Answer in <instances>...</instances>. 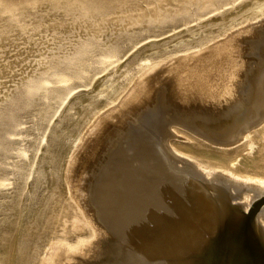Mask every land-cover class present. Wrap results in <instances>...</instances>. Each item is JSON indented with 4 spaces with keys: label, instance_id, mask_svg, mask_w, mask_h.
Listing matches in <instances>:
<instances>
[{
    "label": "bare ground",
    "instance_id": "6f19581e",
    "mask_svg": "<svg viewBox=\"0 0 264 264\" xmlns=\"http://www.w3.org/2000/svg\"><path fill=\"white\" fill-rule=\"evenodd\" d=\"M209 3L213 5L214 1ZM239 7L238 14L225 18L221 23L222 27L207 39H215L251 19L264 18V0H242ZM140 13L142 15L143 11ZM248 26L253 28V25ZM251 27L249 30L245 29V33L253 32ZM241 31L242 29H238L231 35L226 34V38L213 44L210 41L211 45L206 43L208 46L199 47L197 51L194 48L195 52L190 50V54L182 55L184 52L178 51L181 55L175 59L171 58L169 63L166 61L167 64L162 63L164 60L161 57L142 56L138 67L135 66L137 68L134 74H130L126 81L116 88L113 95L110 94L111 97L97 103L93 110L90 109L91 112L85 119L87 126L82 125L83 128H88L86 133L84 132L86 136H79V144L75 152L70 154L65 171L63 170L68 196H65L67 203L62 212L64 217L70 216L68 220L71 229L64 224V230L61 229L63 232L59 233L62 235L47 243L38 264H106L116 259L124 264L130 260L128 256L135 253V250L144 256L145 264H264V79L253 77L256 73L253 74V68L248 71L244 68L245 61L240 59V46L245 38ZM260 38L264 39V23L257 28V33L249 42ZM118 98L120 102L117 106L100 114L101 109L104 110L106 105ZM158 105L166 112L167 124L174 125L177 131H181L179 127H186L189 132L184 133L187 139L193 142H168V135L165 136L168 132H165V135L163 133L166 138L159 145L160 148L158 147V159L148 162V165L145 163L148 171L143 170V167V172L132 168L129 171L126 168L120 170L119 167L117 177L120 179L114 182L117 181L116 184L123 187L116 189L119 191H110V188V192L106 193L110 185L109 180V184L106 183L107 190L103 191L105 195L101 198H95L93 195L90 197L89 193L84 192L87 187L81 188L82 184H79L81 176L75 175L76 165L81 158L78 156L80 149L85 148L88 139L90 141L87 135L91 136L103 129L100 137L99 133L96 135L98 146L101 148L100 153L96 155L100 154L106 158L108 152L116 148L121 139L124 138V141L126 135L129 136V124L136 127L138 124L135 123H138L145 110ZM151 118L153 117L149 119ZM140 122L142 123V120ZM150 135L148 137H151ZM196 137L221 146L236 145L231 148H215L196 140ZM93 138L95 139V136ZM134 138L133 140H136ZM171 148L193 161L175 154ZM138 158L147 157L142 155ZM150 158L147 160L150 161ZM178 162H181V165H178ZM102 163L103 161L99 165ZM159 166H162L164 171L158 168ZM157 168L161 170L159 173L162 174L160 177L164 178L163 182H169L172 187L169 183L168 186H158V179H151L157 183L152 185L141 181L144 179L142 177H157L155 173H159H154ZM237 198L242 200L233 203L232 200ZM71 233L75 234L74 238L68 237ZM118 242H129L132 245L131 250H124L127 245L121 248ZM133 261L130 260V264H139L137 260Z\"/></svg>",
    "mask_w": 264,
    "mask_h": 264
},
{
    "label": "rangeland",
    "instance_id": "374dc122",
    "mask_svg": "<svg viewBox=\"0 0 264 264\" xmlns=\"http://www.w3.org/2000/svg\"><path fill=\"white\" fill-rule=\"evenodd\" d=\"M211 1L212 3L214 1L213 5L209 3ZM222 1L224 0H0V264H38L47 243L62 235L59 233L63 232L65 223L69 226L70 216L64 217L62 212L67 203L65 198L68 196V186L64 177L66 161L69 160L70 154L75 152L79 136H86L85 130L88 128H85L87 126L85 119L91 112L90 109L93 110L97 103L111 97L116 88L123 84L130 74H134L137 64L143 59L142 56L161 57L164 60H161L162 63L167 64L171 58L180 56L179 52H184L182 55L193 53L194 48L197 51L199 47L211 45L210 41L212 44L216 43L235 30L242 29L245 41L240 46V59L245 61L243 63L245 70L253 68V74L257 73L253 77L264 79V60L262 61L264 39H252L254 41L249 42L257 33V28L264 23V18L251 19L252 23L247 21L253 28L245 22L246 25L245 23H242V26L237 25L238 27H235L237 29L232 28L224 33L225 35L221 34L209 40L210 36L222 27L223 20L237 15L239 6L242 5V0ZM167 4H172V7ZM250 27L253 32L245 33V29L249 30ZM256 43L258 45H255ZM118 99L106 105L104 110L101 109L100 114L117 106L120 102ZM111 104L113 105L110 106ZM161 107L158 105L147 108L138 123H135L138 124L136 127L129 124V136L126 135L124 141V138L121 139L115 146L117 151L116 148H112L106 158L100 154L96 155L101 151L97 138L103 129L91 136L87 135L90 141L87 138L88 142L85 140L87 145L80 149L78 156L81 158L76 165L75 173L77 177L81 176L79 180V184L83 186L81 188L87 187L84 192L89 193L90 197L93 195L95 198L97 196L101 198L105 195L103 191L107 190L109 180L110 185L106 193L119 191L123 186H118L117 181L114 182L120 179L117 172L125 168L127 171L131 168L135 171H146L148 162L158 159L159 145L167 135L168 142L172 140L181 143L193 142L188 140L184 133L189 132L186 127H179L181 131H177L174 125L167 124L166 112ZM148 112L149 114H146ZM161 116L164 119L160 118ZM150 117L153 118L149 119ZM127 118L130 119L129 116ZM152 126L154 128H151ZM169 129L177 134L174 131L170 132ZM149 134L151 137H148ZM134 137L136 140H133ZM196 138L215 148H231L236 145L221 146L200 137ZM86 151L89 154L85 153ZM174 151L175 149L172 150ZM174 153L178 154L176 151ZM142 155H146L148 160L152 158L150 161L147 158L139 159L138 157ZM185 158L191 160L188 156ZM101 161L102 165H105L104 168L99 165ZM90 162L91 164H88ZM178 165H181V162H178ZM158 168L164 171L162 166ZM158 168L154 173H159ZM94 174L104 178L106 182L93 176ZM155 175L158 176L154 178L146 176L140 180L149 182V185L158 183V186L159 184L166 186L169 183L165 180L163 182L161 173ZM151 179L159 181L155 183ZM95 190L97 192H94ZM241 200L237 198L232 202ZM68 228L71 229L70 226ZM68 237L74 238L75 234L71 233ZM118 243L121 248L127 245L124 250H131L132 245L129 242V245L126 242ZM134 252L132 254L135 256L131 254L128 258L130 257L131 261L136 258L139 264L141 262L145 264L144 256L137 250ZM130 260L124 264H130ZM115 261L123 264L117 259ZM115 261L111 260L106 264H117Z\"/></svg>",
    "mask_w": 264,
    "mask_h": 264
}]
</instances>
